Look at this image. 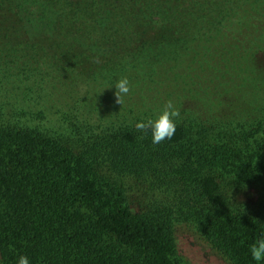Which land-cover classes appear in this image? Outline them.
Returning a JSON list of instances; mask_svg holds the SVG:
<instances>
[{
    "label": "trees",
    "instance_id": "trees-1",
    "mask_svg": "<svg viewBox=\"0 0 264 264\" xmlns=\"http://www.w3.org/2000/svg\"><path fill=\"white\" fill-rule=\"evenodd\" d=\"M122 77L174 88V107L189 101L183 81L199 86L210 125L177 118L160 144L126 118L100 126L83 110L91 88ZM181 224L256 264L264 0H0V264H191Z\"/></svg>",
    "mask_w": 264,
    "mask_h": 264
},
{
    "label": "rangeland",
    "instance_id": "rangeland-1",
    "mask_svg": "<svg viewBox=\"0 0 264 264\" xmlns=\"http://www.w3.org/2000/svg\"><path fill=\"white\" fill-rule=\"evenodd\" d=\"M204 50L205 46L200 45L198 53H201ZM200 75L204 76L203 74ZM166 81H170V79H167ZM130 82L133 85L134 90L131 89L130 93L124 97V103L122 105L116 103L115 83L101 84L91 88L90 95L86 100L87 104H85L83 110L92 113L99 121L100 126L103 124L104 127H107L112 125L113 122H117L119 118H126L128 121L138 123L140 122L139 116H147L146 112H149V109L153 110L151 111V114L153 117H156L167 104L164 100L166 99L167 101H170L173 99L171 91H173L174 88L167 85L162 87H159V84L157 87L154 85L144 86L143 89H141L136 82ZM212 84L213 82L209 83V81L204 78L203 88L207 89V94L210 96L213 92L211 91L212 86H216ZM190 87H193L191 83L182 82L181 91L187 93L189 101L184 102L182 105L175 108L179 109L180 112L178 118H182L183 121H188L189 124L193 123V128L198 131L202 124L210 125L202 123V121L208 122L210 120L209 115H212L215 111L210 112L207 102L201 104L200 100L195 99L192 96V94L202 92L201 89H199V86L193 87V90H191ZM231 87H233L232 84ZM229 90L232 91V89ZM231 93L233 94L234 92L232 91ZM140 106L143 107L142 110H139L137 113H132L130 118L125 116L130 111L131 107L138 110ZM201 108L204 111L203 113ZM49 126L54 127L52 125ZM128 179H130L129 184L131 185L130 196L134 202L138 201L146 195L145 190L135 178ZM177 239L180 253L191 264H231L220 252L213 249L203 238L195 234L188 226L183 224L178 226Z\"/></svg>",
    "mask_w": 264,
    "mask_h": 264
},
{
    "label": "clouds",
    "instance_id": "clouds-1",
    "mask_svg": "<svg viewBox=\"0 0 264 264\" xmlns=\"http://www.w3.org/2000/svg\"><path fill=\"white\" fill-rule=\"evenodd\" d=\"M114 87L116 103L122 105L124 97L130 91V82L127 77L118 79ZM180 116L179 109L173 106L172 101H168L164 109L156 116L155 119H148L146 122H138L135 127L142 133L151 130L152 143L160 144L165 139H171L176 131V119ZM249 254L256 264H264V234L258 237L249 246ZM16 264H30L29 258L26 255H19Z\"/></svg>",
    "mask_w": 264,
    "mask_h": 264
}]
</instances>
